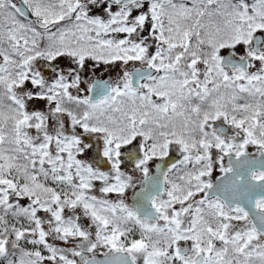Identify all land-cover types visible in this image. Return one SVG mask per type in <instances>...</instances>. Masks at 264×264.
Masks as SVG:
<instances>
[{
  "label": "snow or ice",
  "instance_id": "6c2138e0",
  "mask_svg": "<svg viewBox=\"0 0 264 264\" xmlns=\"http://www.w3.org/2000/svg\"><path fill=\"white\" fill-rule=\"evenodd\" d=\"M0 264H264V0H0Z\"/></svg>",
  "mask_w": 264,
  "mask_h": 264
}]
</instances>
